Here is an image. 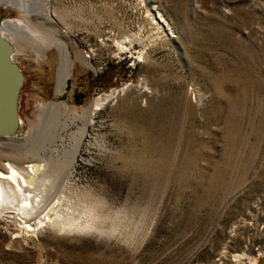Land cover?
Returning <instances> with one entry per match:
<instances>
[{
    "label": "rangeland",
    "instance_id": "1",
    "mask_svg": "<svg viewBox=\"0 0 264 264\" xmlns=\"http://www.w3.org/2000/svg\"><path fill=\"white\" fill-rule=\"evenodd\" d=\"M46 5L74 62L60 96L58 50L20 28L23 12L0 11L28 35L14 39L18 117L32 140L52 101L74 119L66 153L46 154L68 162L82 136L67 188L57 168L46 184L98 231L0 217V264H264V0ZM111 92L83 136L84 110Z\"/></svg>",
    "mask_w": 264,
    "mask_h": 264
},
{
    "label": "bare ground",
    "instance_id": "2",
    "mask_svg": "<svg viewBox=\"0 0 264 264\" xmlns=\"http://www.w3.org/2000/svg\"><path fill=\"white\" fill-rule=\"evenodd\" d=\"M47 1L0 0V11L3 7L9 5L23 12L26 21L23 22L20 28L28 29L34 36L43 39L48 44V49L58 50L61 65L57 75L56 95L60 96L65 91L66 82L73 70L74 62L68 44L56 38L54 30L49 27L51 17L56 12L47 7ZM34 16L43 20L34 22ZM157 18L159 22L168 27V30L171 29L160 13H158ZM18 28L19 25L16 21L11 19L0 20V39L6 40L12 46L10 59L16 64L17 45L14 39L16 37L26 39L25 36H28L18 31ZM122 43L120 42V44ZM85 64L91 67L89 62ZM18 66L20 68L19 64ZM115 96V92L97 96L90 107L84 110V114L80 117L84 122L83 132H81L83 136L87 127L93 123L98 111ZM65 114L66 110L63 104L52 101L44 111L42 122L36 127L34 140L27 138V131L21 122L13 134L0 136V144L4 146V150L0 151V217L9 218V214H15V216H20L23 219L24 224L35 219V221H32L33 223L23 226L26 232H35L44 227L54 228L60 232L98 231L96 218L91 216L90 219L81 215L76 218L72 213L74 209L64 202L63 195L49 198V188L46 180L55 175V169L57 168L61 170L62 189L67 188L82 143V136H72L71 139L74 144L69 152L70 160L68 162L56 164L47 158L46 154L53 156L60 152L66 153V150L61 147L66 143L64 132L71 126L74 119H71L69 115L67 119H63ZM42 152H45L44 156H41ZM30 156L33 159L27 160L25 165L18 164ZM4 157L7 160L12 158L15 163L11 161L2 162ZM31 216L33 218H30ZM82 218L86 220L81 221Z\"/></svg>",
    "mask_w": 264,
    "mask_h": 264
},
{
    "label": "water",
    "instance_id": "3",
    "mask_svg": "<svg viewBox=\"0 0 264 264\" xmlns=\"http://www.w3.org/2000/svg\"><path fill=\"white\" fill-rule=\"evenodd\" d=\"M12 46L0 39V136L13 134L20 125L18 101L25 76L10 59Z\"/></svg>",
    "mask_w": 264,
    "mask_h": 264
}]
</instances>
